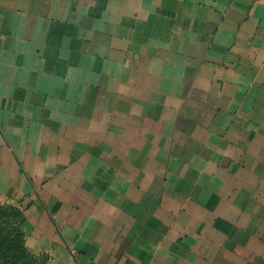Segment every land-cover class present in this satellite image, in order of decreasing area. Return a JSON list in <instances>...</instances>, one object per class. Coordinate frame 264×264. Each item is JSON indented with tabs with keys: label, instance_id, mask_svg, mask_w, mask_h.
I'll return each mask as SVG.
<instances>
[{
	"label": "crops",
	"instance_id": "1",
	"mask_svg": "<svg viewBox=\"0 0 264 264\" xmlns=\"http://www.w3.org/2000/svg\"><path fill=\"white\" fill-rule=\"evenodd\" d=\"M0 205L48 264H264V0H0Z\"/></svg>",
	"mask_w": 264,
	"mask_h": 264
},
{
	"label": "trees",
	"instance_id": "2",
	"mask_svg": "<svg viewBox=\"0 0 264 264\" xmlns=\"http://www.w3.org/2000/svg\"><path fill=\"white\" fill-rule=\"evenodd\" d=\"M22 220L18 209L0 205V264H48L47 257H37L28 251L20 229Z\"/></svg>",
	"mask_w": 264,
	"mask_h": 264
},
{
	"label": "rangeland",
	"instance_id": "3",
	"mask_svg": "<svg viewBox=\"0 0 264 264\" xmlns=\"http://www.w3.org/2000/svg\"><path fill=\"white\" fill-rule=\"evenodd\" d=\"M11 221H13L14 222V220L12 219Z\"/></svg>",
	"mask_w": 264,
	"mask_h": 264
}]
</instances>
